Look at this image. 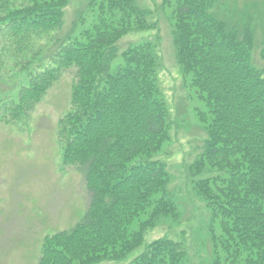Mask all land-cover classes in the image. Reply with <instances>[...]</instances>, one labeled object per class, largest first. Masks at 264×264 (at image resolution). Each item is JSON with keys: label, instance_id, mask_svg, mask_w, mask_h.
<instances>
[{"label": "trees", "instance_id": "16d2710c", "mask_svg": "<svg viewBox=\"0 0 264 264\" xmlns=\"http://www.w3.org/2000/svg\"><path fill=\"white\" fill-rule=\"evenodd\" d=\"M214 2L163 0L172 9L179 64L204 105L197 117L206 137L189 168L200 177L194 190L211 213L213 264H264V71L251 63L254 38L246 17L221 14ZM68 3L0 0L11 49L21 56L32 39L60 30ZM87 5L89 26L76 38L56 40V66L27 76L14 107L15 115L26 113L63 69L77 68L73 107L59 120L57 135L62 164L81 173L89 205L74 226L44 237L38 264H122L161 219L179 215L166 164L152 160L169 140L171 118L156 47L145 42L118 50L130 31L153 27L150 13L137 0ZM128 264L189 259L182 242L161 237Z\"/></svg>", "mask_w": 264, "mask_h": 264}, {"label": "rangeland", "instance_id": "374dc122", "mask_svg": "<svg viewBox=\"0 0 264 264\" xmlns=\"http://www.w3.org/2000/svg\"><path fill=\"white\" fill-rule=\"evenodd\" d=\"M88 1L69 0L62 28L32 39L21 56L11 49L7 22H0V30L4 31L0 34V264H38L44 237L71 228L88 208L85 181L75 166L62 164L57 135L59 120L73 107L72 85L77 68L63 69L32 109L21 115L14 113L27 76L56 66L52 56L57 50L56 40L76 38L89 26L92 19ZM214 1L219 13L241 22V17H246L254 38L251 63L264 71V0ZM137 2L149 11L153 27L130 31L119 41L118 50L121 53L145 42L156 47L158 83L171 118L169 140L152 160L166 164L168 194L179 215L177 219H161L147 232L143 246L122 264H128L146 244L161 237L182 242L189 264H213L211 213L194 190V182L200 177L192 175L189 168L200 155L206 137L197 117V110H203L204 105L179 64L172 9L164 6L163 0ZM4 17L0 4V20ZM119 62L120 57L116 59Z\"/></svg>", "mask_w": 264, "mask_h": 264}]
</instances>
